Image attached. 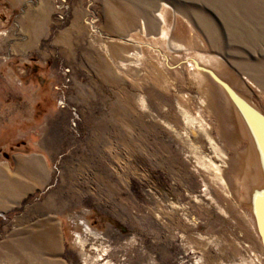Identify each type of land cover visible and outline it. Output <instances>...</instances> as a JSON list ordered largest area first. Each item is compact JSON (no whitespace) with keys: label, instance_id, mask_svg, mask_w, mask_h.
<instances>
[{"label":"rangeland","instance_id":"obj_1","mask_svg":"<svg viewBox=\"0 0 264 264\" xmlns=\"http://www.w3.org/2000/svg\"><path fill=\"white\" fill-rule=\"evenodd\" d=\"M195 53L264 122V0H0V160L47 173L0 264H264L259 144Z\"/></svg>","mask_w":264,"mask_h":264},{"label":"bare ground","instance_id":"obj_2","mask_svg":"<svg viewBox=\"0 0 264 264\" xmlns=\"http://www.w3.org/2000/svg\"><path fill=\"white\" fill-rule=\"evenodd\" d=\"M159 17L164 25V28L162 29L163 37H167L170 31H174L175 37L179 36L177 31V25L175 26L174 22L172 21L169 9L166 7V5L162 8L161 12L159 13ZM223 65L224 64L220 61V59L214 56L207 55L204 53H195V56L191 58L189 75L193 80V84L196 86L197 91L202 94H206V96L207 93L204 91L203 86H205L206 80L208 79L207 76L213 78L217 82L220 90L225 93L230 104L233 103L237 107V109L244 114V122L246 126L244 127L248 129L249 133L252 135V137H254L257 144H259L258 151L260 150L261 158L257 157V165L255 164L256 171L257 168H259L258 163L260 164V168L256 173L257 175L253 176L254 181L252 179L250 180L252 186L248 187L247 192H249V190L252 191V194H250V198L253 202V209L257 222L259 223V235H261L264 244V122L256 114L253 113L252 109L248 106L247 102L241 100L237 96V94H235L230 89L228 84L214 76L212 70L221 71L224 67ZM204 72H206L208 75ZM203 98L205 99V96H203ZM201 102L204 103L203 100Z\"/></svg>","mask_w":264,"mask_h":264},{"label":"crops","instance_id":"obj_3","mask_svg":"<svg viewBox=\"0 0 264 264\" xmlns=\"http://www.w3.org/2000/svg\"><path fill=\"white\" fill-rule=\"evenodd\" d=\"M8 168V163L0 160V212L8 208V201L15 202L24 190L41 188L47 179L45 169L37 161L20 163L16 169V178L9 176ZM24 174L27 178L25 180Z\"/></svg>","mask_w":264,"mask_h":264},{"label":"trees","instance_id":"obj_4","mask_svg":"<svg viewBox=\"0 0 264 264\" xmlns=\"http://www.w3.org/2000/svg\"><path fill=\"white\" fill-rule=\"evenodd\" d=\"M16 211V209L15 210H13V211H10V212H7V213H5V214H0V222H4L5 221V219H7L10 215H12V212H15ZM117 227H119L117 224H115Z\"/></svg>","mask_w":264,"mask_h":264}]
</instances>
